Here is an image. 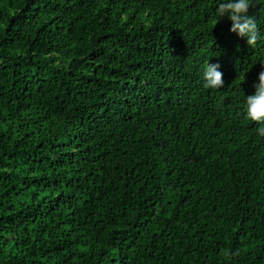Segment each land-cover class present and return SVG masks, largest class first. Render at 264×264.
<instances>
[{
  "label": "trees",
  "instance_id": "obj_1",
  "mask_svg": "<svg viewBox=\"0 0 264 264\" xmlns=\"http://www.w3.org/2000/svg\"><path fill=\"white\" fill-rule=\"evenodd\" d=\"M219 2L0 0V264H264V39Z\"/></svg>",
  "mask_w": 264,
  "mask_h": 264
},
{
  "label": "clouds",
  "instance_id": "obj_2",
  "mask_svg": "<svg viewBox=\"0 0 264 264\" xmlns=\"http://www.w3.org/2000/svg\"><path fill=\"white\" fill-rule=\"evenodd\" d=\"M259 2L264 3V0H259ZM250 3L251 0H220L215 12L218 18L227 17L232 22L230 31L246 38L249 45H255L258 39H264V35L258 31L253 17L249 15ZM210 58L203 64V83L205 87L218 88L225 83L224 73L220 70V63L218 61L210 63ZM261 65V70L253 82L255 91L245 96L244 107L248 118L264 123V62ZM257 132L264 136V126L258 127Z\"/></svg>",
  "mask_w": 264,
  "mask_h": 264
}]
</instances>
